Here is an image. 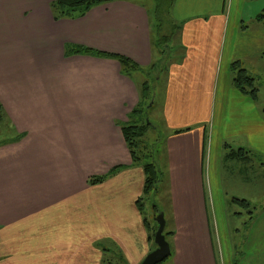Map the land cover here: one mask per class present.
I'll return each mask as SVG.
<instances>
[{"label": "crops", "instance_id": "crops-1", "mask_svg": "<svg viewBox=\"0 0 264 264\" xmlns=\"http://www.w3.org/2000/svg\"><path fill=\"white\" fill-rule=\"evenodd\" d=\"M54 1L0 0V264H101L107 249L116 263L141 264L155 246L136 206L144 174L121 132L140 84L117 61L70 49L121 55L141 76L157 74L154 7L120 0L55 21ZM262 12L264 0H174L169 10L176 28L155 77L166 136L153 158L166 184L168 264H264V110L231 73L238 61L264 77ZM8 80L23 89L6 93ZM207 160L209 172L221 160L214 187ZM227 162L243 167L225 177ZM234 178L243 195L228 192ZM226 193L232 205L244 201V214L231 215Z\"/></svg>", "mask_w": 264, "mask_h": 264}, {"label": "trees", "instance_id": "trees-1", "mask_svg": "<svg viewBox=\"0 0 264 264\" xmlns=\"http://www.w3.org/2000/svg\"><path fill=\"white\" fill-rule=\"evenodd\" d=\"M120 1V0H56L50 4V11L55 21L59 20H76L82 18L86 15L91 9L108 4L111 2ZM154 8L153 15L157 22V30L158 35L156 37V47L159 49L160 59L156 64L151 66V70L157 68V74L155 77L157 78L160 71L161 66L164 64L165 59L170 54L169 43L171 42L173 30H175L176 26L171 25L169 23V10L171 9L174 0H153ZM256 21L261 23L264 26V12L259 14L256 17ZM70 52L74 55H88L98 58H106L113 59L118 62L121 67V72L127 77H133L130 72H135V74L142 72L140 71L138 65L134 63L127 57L105 53L101 51H96L91 48L85 46L74 45L73 48L70 49ZM146 73V72H145ZM231 73H232V86L238 90L243 95L249 96L252 100L257 99V88H255L254 82L255 79L252 78L246 70L242 67V64L238 61H235L231 64ZM149 75V72H147ZM156 78L154 82L156 81ZM147 81V82H146ZM148 80L146 79L144 83L140 84V93H139V103L135 109L128 115V123L121 125V132L126 144V147L129 151V154L132 159V164L139 165L144 174V184L142 190V196L136 201V206L142 215V207L144 206V201L151 195L152 192L156 191V187L161 180V171L158 168L157 164L153 159V151L151 150L150 154H144L143 146H141V138L147 130V125H143L140 123V103H141V90L144 86L145 89L148 88ZM182 130L176 131V133H180ZM142 148V150H141ZM143 151V152H142ZM234 156L238 158H242L241 150L237 153H233ZM230 158H233L231 153L229 154ZM236 157V159H237ZM122 167H117L112 169L110 174H115ZM105 180V176L95 177L89 180L91 185L99 184ZM236 203L242 205L244 201H238L234 199ZM155 210V218L157 214L160 213L157 206H153ZM144 220V219H143ZM144 220V225L146 227V232L149 240H153L155 232L157 230L154 227L150 226V224ZM151 230H153V234L151 235ZM156 249V246H155Z\"/></svg>", "mask_w": 264, "mask_h": 264}, {"label": "rangeland", "instance_id": "rangeland-1", "mask_svg": "<svg viewBox=\"0 0 264 264\" xmlns=\"http://www.w3.org/2000/svg\"><path fill=\"white\" fill-rule=\"evenodd\" d=\"M134 1H136L139 4H142L144 6H147V7H151V6L154 7L153 0H134ZM256 3H258V2H256ZM104 5H106V4H104ZM101 6H103V5H101ZM79 46H81V45H79ZM171 47H172V42L169 43V49ZM96 51H99V50H96ZM139 73L141 74V72H139ZM139 73L135 74V72H130V74L132 76H134V79H136V81L139 84L144 83L146 79L149 81L147 89H145L144 86L142 87V90H141L142 99H141V103H140V107H139L141 110L140 123H143V125H147V130L144 133L143 137L141 138V146H143V151H144V152L143 151L142 152L144 154L149 155L151 150H152L153 151V158H154L158 155V152L160 150L159 144L162 140V137L164 140V138L166 136L165 124H164V127H162L161 126V120H160V117L163 114V112H162V94L160 93L162 85H161V83L154 82L156 74H153V75L149 74L148 75L146 72V73H143V76H141ZM3 84L4 83H2L0 81V93H5V88L3 87ZM6 84H9V86L7 87L6 93H13V92L19 93V91H21L23 89V85L25 83H21V82L14 81V80H8ZM26 84L30 85V89H32V90L34 89V85H35L34 81L31 83H26ZM254 85H255V88L258 89L257 99H256L257 104L260 107V109L264 110V77L263 78L257 77L256 81L254 82ZM2 138H0V139H2ZM141 150H142V148H141ZM223 151H224V149H222V153H223ZM220 162H221V160H220ZM220 162H219V167H217L216 164L211 162V167H210V172H209V162L207 160L206 163L208 166V170L205 173V179H206V185L207 186L212 185V187H214L215 185H217L215 176L221 170ZM157 166L160 169V166L158 163H157ZM233 166L235 168H233ZM230 167H232V168H230ZM242 167H243L242 165H236L235 163L227 162L225 165V169H224V171L222 170V172L226 177L228 175V172L239 171V169H242ZM241 173L244 175V173H246V170H244V171L242 170ZM233 181L235 183L232 186L230 185L231 187H228V192H229V188L235 189V188L239 187L240 194H242V185L240 184L239 179L234 178ZM162 182H163V179H161V182H159V184L157 185L156 191L152 192L151 195L147 198V200L144 201V208L142 211V218L144 220H146L150 224V226L154 227L153 230L156 229V225L158 228L157 216L155 218L156 212H155L153 206H157L159 208L160 213H163V215H164V213L166 215V212H167V209H165V207H164V203L168 204V201L167 200L165 201V199L163 197L164 186L166 184H164ZM165 196H166V194H165ZM222 196L224 198H226V200L228 199V202H229L228 211L231 213V215H233L234 212L237 210L244 214V212H245L244 209H242L240 206H237L236 203L232 205L231 195H228L226 193V194H223ZM257 196H259V195H257ZM251 205H252V207L255 206L254 203H251ZM233 206H234V208H233ZM165 218H164V220H165ZM241 219H245V218L242 217ZM153 230H151V235L154 232ZM168 232H169V226L166 225L164 228V235L167 234ZM168 240H169V238H168ZM151 245L153 246V248H154V246H156L154 243V238L151 241ZM109 246L110 245H104V246L98 245V248L103 250L104 248H109ZM106 253L108 254V257L102 258L101 264H120V263L126 264L124 261H120V263H116L117 260L115 258H113V256L115 255L116 252L107 249ZM168 261L169 260L166 259L165 261H163L160 264H168Z\"/></svg>", "mask_w": 264, "mask_h": 264}, {"label": "water", "instance_id": "water-1", "mask_svg": "<svg viewBox=\"0 0 264 264\" xmlns=\"http://www.w3.org/2000/svg\"><path fill=\"white\" fill-rule=\"evenodd\" d=\"M158 228L154 235V243L156 249L149 253L141 264H160L170 256V247L165 240L163 234L165 227V220L163 213L157 215Z\"/></svg>", "mask_w": 264, "mask_h": 264}]
</instances>
